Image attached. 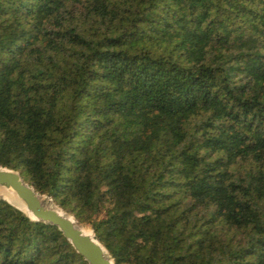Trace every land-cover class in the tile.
Listing matches in <instances>:
<instances>
[{"label":"trees","instance_id":"trees-1","mask_svg":"<svg viewBox=\"0 0 264 264\" xmlns=\"http://www.w3.org/2000/svg\"><path fill=\"white\" fill-rule=\"evenodd\" d=\"M0 166L114 264H264V0H0ZM0 264H87L0 198Z\"/></svg>","mask_w":264,"mask_h":264},{"label":"water","instance_id":"water-1","mask_svg":"<svg viewBox=\"0 0 264 264\" xmlns=\"http://www.w3.org/2000/svg\"><path fill=\"white\" fill-rule=\"evenodd\" d=\"M0 189H2L0 198L23 212L29 219L57 226L87 264H114L91 229L92 233L86 234L75 226L71 215L67 214L68 216L65 217L58 215L55 209L44 202L42 199L44 195L38 193L25 181L17 170L0 166ZM48 199L51 201L50 198ZM27 212L31 213L32 217Z\"/></svg>","mask_w":264,"mask_h":264},{"label":"bare ground","instance_id":"bare-ground-1","mask_svg":"<svg viewBox=\"0 0 264 264\" xmlns=\"http://www.w3.org/2000/svg\"><path fill=\"white\" fill-rule=\"evenodd\" d=\"M1 190L0 189V196H1ZM42 199L44 200V202H46V204L50 207V208H53L57 211L58 215L62 216V217H65V216H68L66 213H64L61 209H59L57 206H55L52 201H50L46 196H43ZM27 214L32 217L31 213L27 212ZM73 223L75 224V226L79 229H81L84 233L86 234H91V230L86 228V227H83V226H80L77 224V222L73 219L72 220Z\"/></svg>","mask_w":264,"mask_h":264}]
</instances>
